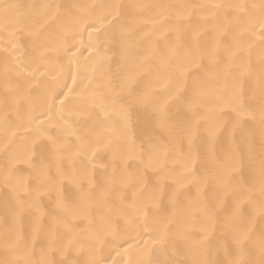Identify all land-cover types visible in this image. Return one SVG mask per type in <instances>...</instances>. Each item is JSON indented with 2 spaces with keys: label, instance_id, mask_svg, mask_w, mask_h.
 <instances>
[{
  "label": "snow or ice",
  "instance_id": "snow-or-ice-1",
  "mask_svg": "<svg viewBox=\"0 0 264 264\" xmlns=\"http://www.w3.org/2000/svg\"><path fill=\"white\" fill-rule=\"evenodd\" d=\"M22 7L0 3V187L6 214L13 217L0 264H264V0L251 5L44 3L29 5L28 13ZM194 16L201 22L192 25ZM135 17L157 27L145 31ZM81 26L88 31L87 43L77 40ZM201 33L211 36L202 40ZM133 36L139 41L134 55ZM101 37L120 44L127 71L107 79L78 75L77 43L91 53ZM256 40L262 52L257 87L245 97L237 81H230V70L237 61L243 67L246 58L250 65ZM22 50L29 53L27 60L21 59ZM132 73L155 75L162 92H136L132 84L139 81ZM169 101H187L194 117L215 104L220 114H213L208 136L215 138L220 128L230 135L239 130L246 153L237 148L225 171L214 152L197 148L189 123L166 144H152L130 172L127 160L137 158L135 141L129 142L133 118L151 112L166 121ZM70 106L86 116L80 129L68 120ZM244 117L258 118L259 153L244 132ZM98 167L103 173L97 182ZM185 185L197 192L182 207L178 193ZM52 192L56 205L45 223L40 198ZM245 209L259 216L258 230ZM25 213L27 236L16 223ZM178 244L187 259L176 258ZM152 245L160 252L171 248L172 257L153 259ZM214 245L226 259L211 258Z\"/></svg>",
  "mask_w": 264,
  "mask_h": 264
},
{
  "label": "bare ground",
  "instance_id": "bare-ground-1",
  "mask_svg": "<svg viewBox=\"0 0 264 264\" xmlns=\"http://www.w3.org/2000/svg\"><path fill=\"white\" fill-rule=\"evenodd\" d=\"M15 3L22 5L21 8L22 13L30 12L29 5L34 4H44V3H58V4H89V5H98V4H109V3H123L127 5H154V4H212V3H246L253 4L259 3V0H0V3ZM132 11V10H129ZM156 11L152 10L149 15L156 16ZM135 20L139 24L140 27H143L145 31H152L157 27L156 24L146 21L145 17H135ZM200 21L199 16H194L191 18V24L196 25ZM185 24L188 22L185 21ZM81 32L83 35L78 37L77 40H83L85 43L88 41V31L85 30L83 26H81ZM98 35V34H94ZM144 33H138L137 36L143 37ZM137 36H133L129 43L131 44L130 52L131 54H135L137 48L139 46V41ZM210 33H201V39L210 38ZM174 39V37H173ZM255 39V38H254ZM95 47L93 51L90 53L87 51L83 45L77 43V47H79L80 52L77 53V56L80 57V67L78 70V75L85 76H95L100 79H107L109 77L115 78L118 72L125 73L127 69L123 68L122 65L124 61L121 59L120 55V44L113 42L112 40H105L103 37L100 38L99 41H95ZM75 51V49H74ZM83 53V56L80 54ZM262 52L260 47L259 40H256L255 46L251 50V61L250 65L247 58L244 61V66L241 67L240 62L237 61L233 64L230 70V81L234 78L237 81L238 90H242L245 97H247L249 91L257 87V75L260 70V58ZM29 53L22 50L21 59L27 60ZM84 57H91L89 60H84ZM74 71L76 68L74 66ZM211 72L212 69L210 68ZM131 75L136 76V79L139 83H133L132 87L136 92H143L147 89H150L156 93L162 92L161 87L158 84V78L153 76H147L145 74L143 77L137 76L135 73ZM14 82L18 80V78L13 77ZM69 83L71 80L69 79ZM87 83V81H85ZM67 89H65L66 91ZM3 94V59L0 57V97ZM70 99H74L70 97ZM164 98H158V103L162 104ZM68 113H73L68 115V120L71 123L72 127L76 129H80L84 123L86 122V116L76 114L78 109L74 106H70L67 110ZM202 113H204L203 117H194L192 110H190L187 106V101L183 103H172L169 101L167 106L168 119L166 121L160 122L157 120L155 114L149 112L147 115L141 112L139 118L134 117L133 121L129 127V142L135 141L136 146V159H128L127 164L129 166V171L134 172L136 165L139 162L140 158H146L147 152L152 144L156 143H167L169 138L175 134L176 130L182 126L191 124L194 132L193 141L197 148L200 149L201 153L207 151H212L216 154L219 162L224 166V170H228V166L231 164L233 156L236 154L237 148L241 152L247 151V147L241 141V132L238 130L233 135H230L229 132H226L223 128H220L217 131L215 138H211L208 136L207 129L212 127L213 124V114L219 115L220 113L216 109V105L212 104L211 108L205 111L204 109H199ZM198 121V123H197ZM244 132L246 135H251L254 140V146L256 152L259 153L260 149V141H261V131L258 118L256 121H250L247 117H244ZM90 123V121H88ZM3 115L0 112V135L3 134ZM59 129L52 128L51 134H58ZM70 140L74 139V137H69ZM125 151L129 149L125 147ZM187 150L185 145V151ZM102 160L107 161L109 157L102 156ZM2 162V161H0ZM245 167H247L248 161L245 156L243 161ZM67 167V161L64 164ZM170 167H174V165H169ZM20 167H24L21 165ZM181 170L177 168V174H179ZM102 168H97L95 173V180L98 182L102 179ZM54 174V171H53ZM27 177V172L25 171L23 174ZM74 191V190H73ZM197 189L192 185H185L184 188H181L178 193V200L181 206H186L189 202L196 196ZM56 192H52L50 194H45L41 196V211L45 214L43 219L44 222L47 223V213L50 212L56 205ZM211 191H208V197L211 198ZM189 211L195 213V209H189ZM245 213L247 215H253L255 217L256 228L258 230L259 225L261 223L259 216L253 212L252 209H245ZM29 220V216L25 213L23 216L17 218V225L23 226L24 231L21 233L22 235L27 236L29 229L27 228V223ZM200 222H203V217L199 218ZM13 226V217L10 214H6L5 211V195L4 190L0 187V258H3V247L2 241L4 239V234L6 229H10ZM216 236L219 238L220 233L217 232ZM144 239H148L147 236ZM178 251L176 253L177 259H187L188 257L183 252V244H178ZM153 249L152 258L163 260L165 258H171L173 250L171 248L167 249L165 252H160L157 250V246L152 245ZM115 255V253H113ZM212 259L216 260H224L226 259L222 250L217 251L214 245ZM119 259V258H118Z\"/></svg>",
  "mask_w": 264,
  "mask_h": 264
}]
</instances>
